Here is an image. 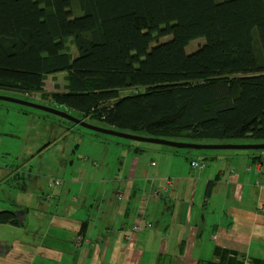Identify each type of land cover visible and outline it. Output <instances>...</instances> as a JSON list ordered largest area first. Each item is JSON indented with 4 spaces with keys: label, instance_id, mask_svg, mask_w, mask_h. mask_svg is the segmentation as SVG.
<instances>
[{
    "label": "trees",
    "instance_id": "trees-1",
    "mask_svg": "<svg viewBox=\"0 0 264 264\" xmlns=\"http://www.w3.org/2000/svg\"><path fill=\"white\" fill-rule=\"evenodd\" d=\"M61 73L66 91L46 93ZM0 86L135 136L264 142V0H0Z\"/></svg>",
    "mask_w": 264,
    "mask_h": 264
},
{
    "label": "crops",
    "instance_id": "crops-1",
    "mask_svg": "<svg viewBox=\"0 0 264 264\" xmlns=\"http://www.w3.org/2000/svg\"><path fill=\"white\" fill-rule=\"evenodd\" d=\"M49 78L46 93L66 89ZM72 129L39 154L64 142L54 201L37 188L39 171L20 182L27 200L14 211L20 226L0 225V264H264V150L195 155L90 136L96 147L81 151V139L72 153Z\"/></svg>",
    "mask_w": 264,
    "mask_h": 264
},
{
    "label": "rangeland",
    "instance_id": "rangeland-1",
    "mask_svg": "<svg viewBox=\"0 0 264 264\" xmlns=\"http://www.w3.org/2000/svg\"><path fill=\"white\" fill-rule=\"evenodd\" d=\"M203 43L204 40L193 42L188 48L189 52L196 51ZM70 50L75 57L78 56V52L74 46L71 45ZM56 76L58 82L65 84L63 83L65 82V73L57 74ZM50 79L52 78H49V80ZM48 85H50L49 82ZM51 88L50 85L49 89ZM65 91L66 89H63L61 90V93ZM0 96L20 99L41 106H48L53 109H62L55 102L42 98L40 94L27 95L20 91L1 87ZM69 113L78 119L82 118V116L74 110H69ZM71 127L72 123L70 121L62 119L56 115L35 108L0 101V211L14 212L18 207L17 205L21 204L20 201L22 199L27 200V195L24 196L26 193H24L22 185L15 179L14 169H28L33 172L35 171L34 173H38L39 171L42 175V177H40V185L37 186L39 191L42 188L47 189L52 178L59 175L57 170L55 171L54 166L56 165L55 160H64V157L61 156L62 153L60 152L63 149L62 145H64V142H60L61 147L58 146V152L49 150L42 155L39 154L41 153L40 150L49 140L52 141L55 138L57 139V137L60 139L63 132ZM90 136H94L98 139L100 142L99 146H102L101 142L105 140L124 142L134 146H153L148 143L126 140L115 136L96 133L82 127H75L72 129V133L69 131L68 147L66 150H70L73 153L74 149L80 145L79 143L81 139L84 141V144L81 146V151H83L86 146L89 148L96 147L95 145H92V141L89 140L91 139ZM252 142L258 141L253 139H238L226 142L213 140L209 141L211 144L208 145H243L244 143ZM185 150L188 153L195 155L210 152L190 149ZM67 156V161L72 160V155L71 157L70 155ZM76 159L77 158L74 156L73 160Z\"/></svg>",
    "mask_w": 264,
    "mask_h": 264
},
{
    "label": "water",
    "instance_id": "water-1",
    "mask_svg": "<svg viewBox=\"0 0 264 264\" xmlns=\"http://www.w3.org/2000/svg\"><path fill=\"white\" fill-rule=\"evenodd\" d=\"M0 101L9 102L13 104H18L25 107L35 108L44 112H47L49 114L56 115L62 119L68 120L71 123L80 126L82 128H85L87 130L101 133L105 135L115 136L127 140H132L136 142H142V143H149V144H155V145H162V146H168L171 148L176 149H190V150H255L260 151L264 150V144H250V145H230V144H219V145H203V144H188V143H179V142H173L169 140L164 139H158V138H147V137H141V136H135L132 134H127L123 132H118L113 129H106L98 126L91 125L87 123L84 120L78 119L74 116H72L67 110H63L64 108L61 107V110L53 109L48 106H41L32 102L20 100V99H14L9 97H2L0 96Z\"/></svg>",
    "mask_w": 264,
    "mask_h": 264
},
{
    "label": "flooded vegetation",
    "instance_id": "flooded-vegetation-1",
    "mask_svg": "<svg viewBox=\"0 0 264 264\" xmlns=\"http://www.w3.org/2000/svg\"><path fill=\"white\" fill-rule=\"evenodd\" d=\"M23 173H18V172H15L14 171V174H15V179L17 182H24L25 180H31L32 181V178L33 176L31 175L32 172L29 171L28 169H21ZM31 172V174H30Z\"/></svg>",
    "mask_w": 264,
    "mask_h": 264
},
{
    "label": "built area",
    "instance_id": "built-area-1",
    "mask_svg": "<svg viewBox=\"0 0 264 264\" xmlns=\"http://www.w3.org/2000/svg\"><path fill=\"white\" fill-rule=\"evenodd\" d=\"M193 166L194 167H199L200 169H203L204 167H205V165L204 166H201L199 163H197V162H194L193 163ZM58 184H61V182H59ZM147 226H151L149 223H142V224H137V225H135V227H134V230L135 231H140V230H142L143 228H145V227H147ZM79 239L80 240H82V238H80L79 237Z\"/></svg>",
    "mask_w": 264,
    "mask_h": 264
}]
</instances>
